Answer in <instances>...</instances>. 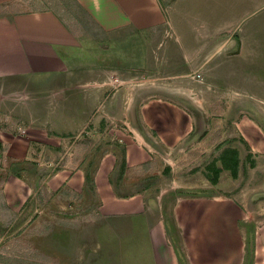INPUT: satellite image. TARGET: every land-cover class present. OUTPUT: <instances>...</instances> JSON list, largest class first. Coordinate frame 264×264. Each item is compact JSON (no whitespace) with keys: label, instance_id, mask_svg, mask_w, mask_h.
<instances>
[{"label":"rangeland","instance_id":"374dc122","mask_svg":"<svg viewBox=\"0 0 264 264\" xmlns=\"http://www.w3.org/2000/svg\"><path fill=\"white\" fill-rule=\"evenodd\" d=\"M55 1L19 0L16 10L50 7L64 15ZM172 1L162 9L164 21L156 28L128 34L126 66L121 73L104 75L111 84L121 82L119 87L108 90L110 94L105 91V105L91 102L77 106L70 100V105H63L65 115L73 116L75 121L78 112L85 115L80 124L99 114L108 118L106 133L98 139L105 141L103 146L109 135L131 139V131H135L123 122L137 97L144 102L155 99L160 107L169 100L177 101L193 114L194 131L186 139L174 146H158L148 161L123 169L122 187L145 189V220L137 215L130 226L127 220L103 217L96 202L76 196L65 187L35 194L24 213H13L1 191L11 160H1L0 264H200V257L208 258L210 253V258L215 259L222 253L231 256L235 246L231 232L224 233L229 229L220 225L219 214L208 217L213 229L208 228L202 248H196L200 235L197 202L218 203L212 193L244 205L245 212L238 223L255 222L254 251L246 253L245 247L244 259L249 255V260L264 264L260 237L264 233V0ZM79 81L85 82V76ZM15 85L0 79V124L19 132L26 125L22 118L31 120L28 125L50 119L54 105L40 102L31 90ZM82 90L68 89L63 96L75 99ZM102 92L100 89L99 95ZM43 109L47 116L37 120ZM101 144L93 151L94 162L89 163L93 169L102 155ZM122 147L116 149L118 163ZM224 147L237 149L236 175L223 168L213 183L208 176L209 165L214 159L221 165L217 156ZM5 149L0 147V155ZM67 152L73 160L76 155L87 157L76 145ZM27 166L28 170L20 165L18 168L31 174L38 172L31 163ZM47 166L46 174L53 163ZM70 169L71 166L66 173ZM29 180L34 181L33 175ZM179 188L183 191L178 192ZM173 191L186 197L172 198ZM198 195L202 199L192 198ZM227 212L230 210H224L225 220ZM164 219L170 223L169 235L166 232L165 238L162 235L161 241L153 242L148 223L161 222L164 226ZM94 225L99 226L97 234ZM164 251L168 257L163 260Z\"/></svg>","mask_w":264,"mask_h":264},{"label":"crops","instance_id":"0c3cea01","mask_svg":"<svg viewBox=\"0 0 264 264\" xmlns=\"http://www.w3.org/2000/svg\"><path fill=\"white\" fill-rule=\"evenodd\" d=\"M169 1L174 2L56 0L64 12L63 15L50 7L20 11L16 10L19 0H0V79L8 84H16V88L31 90V94L40 102L54 105L48 115L50 119H45L44 123L37 121L38 123L28 125L31 120L22 118L21 122L26 125L23 124L24 127L19 132L0 124V147H6L0 155V161L4 163L5 160H11L7 164L8 174L7 177L4 175L6 179L2 181L1 191L4 203L13 213H24L35 199V194L60 191L65 187L74 191L76 196H84L87 200L89 197L88 201L96 202V208L103 217L108 215L122 221L127 220L130 226L133 224L132 219L137 215L145 220L147 211L144 208L148 206L145 203V189L141 185L134 189L121 186L123 173L120 174L116 167V160H119L117 146L124 145L126 166L148 161L152 151L158 146H174L193 133V114L177 101L169 100L164 107H160L155 99L144 102L145 99L137 97L132 110L128 115H124L126 122L123 123L127 127L128 124L132 125L135 131H131V139L109 135L103 146L105 141L98 139H103L106 133L108 124L105 121L107 122L108 118L99 114L97 118L93 116L89 120L85 119L84 124H80V118L85 115L78 112L79 122L75 121L73 116L70 118L65 115L63 105L69 104V100L71 105L75 102L77 106L91 102L105 105V91L119 87L121 82L111 84L105 80L104 75L112 71L121 73L126 66L128 34L156 28L164 21L162 9ZM83 76L86 81H79ZM81 88L83 90L79 91L75 99L63 96L68 89ZM100 89L103 91L101 95ZM110 93L108 91V94ZM42 112L43 114L37 116V120L47 114L44 109ZM94 118L97 119L96 123L93 122ZM100 144L103 146L102 155L94 166V186L90 188L85 181V170L93 169L89 163L93 160V151ZM74 145L77 149L80 148L81 154H87V159L76 155L73 160L68 156L66 151ZM51 152L56 155L51 156ZM34 154L38 155L34 157ZM27 163H31L33 170L38 171H35L38 178L35 173L23 172L18 168L20 165L21 169L28 170L30 166H27ZM50 163H53V167L51 172L46 174L47 165ZM69 166L71 169L66 173ZM26 173H29V176ZM32 175L33 182L29 180ZM172 195V198L186 197L178 192ZM211 195L218 203L212 202L214 205H208L206 202H197L199 214L196 216V222L200 223V235H197L196 248H202L206 242L208 228L213 229V221L208 219L213 214H219V223L224 230L229 229L224 233L231 232L235 247L231 256L222 253L215 259L210 258V253L208 258L200 257V264H256L255 260H247L249 255L244 259L245 247L246 253L254 251L255 233V222L243 225L238 223V219L245 212L244 205L238 204L232 198L216 200L214 196L217 194ZM167 197L166 195L165 198ZM192 198L200 200L202 196ZM225 209L230 210V213H226L227 220L224 219ZM230 214H233L231 218ZM163 223L164 226L161 222L148 223V232L153 242L161 241L162 235L165 238L166 232L169 235L170 223L165 219ZM171 225L175 227L174 224ZM93 230L94 234H97L99 226L94 225ZM263 235L260 237L263 242L261 248L264 250Z\"/></svg>","mask_w":264,"mask_h":264},{"label":"trees","instance_id":"16d2710c","mask_svg":"<svg viewBox=\"0 0 264 264\" xmlns=\"http://www.w3.org/2000/svg\"><path fill=\"white\" fill-rule=\"evenodd\" d=\"M242 138V137H241ZM246 145V141L242 138L241 139ZM121 159L120 162L118 163L117 169L119 170V173L122 174L123 173V169L126 166V160H125V153H124V149L122 147V151H121ZM217 159L221 161V165L218 166L215 162V159L213 160V162L209 165L210 168V174H208L209 179L215 183L218 181L217 177L219 172L223 169V168H228L231 172L232 175H236V171H237V167H238V162H239V156H238V152L237 149L234 147H224L220 153L217 156ZM94 171L95 169H91L90 170H85V181L86 183H88L90 188H93L94 186ZM178 192L183 191L181 188H179L177 190ZM178 258L180 259L181 262V258L180 256H178ZM248 260V258H247Z\"/></svg>","mask_w":264,"mask_h":264},{"label":"bare ground","instance_id":"6f19581e","mask_svg":"<svg viewBox=\"0 0 264 264\" xmlns=\"http://www.w3.org/2000/svg\"><path fill=\"white\" fill-rule=\"evenodd\" d=\"M214 197H215L216 200H220V199H221V198H219L217 195L214 196ZM164 250H165V249H164ZM162 253L164 254V257H163V260H164V259H166V258L168 257V256H167L168 254H167V251H164V252H162ZM173 255H174V254H173ZM173 257H174V256H173ZM173 259H174V258H173ZM165 261H166V260H165ZM165 261H164V262H165Z\"/></svg>","mask_w":264,"mask_h":264}]
</instances>
